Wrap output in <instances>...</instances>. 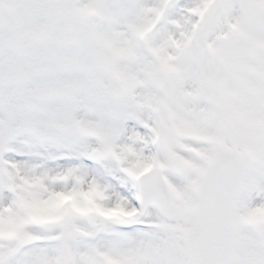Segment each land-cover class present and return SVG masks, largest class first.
I'll list each match as a JSON object with an SVG mask.
<instances>
[{
	"label": "snow or ice",
	"instance_id": "obj_1",
	"mask_svg": "<svg viewBox=\"0 0 264 264\" xmlns=\"http://www.w3.org/2000/svg\"><path fill=\"white\" fill-rule=\"evenodd\" d=\"M0 264H264V0H0Z\"/></svg>",
	"mask_w": 264,
	"mask_h": 264
}]
</instances>
